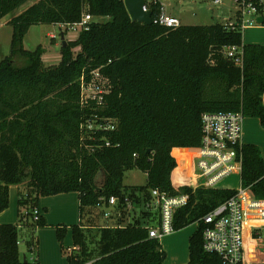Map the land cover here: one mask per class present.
<instances>
[{"label":"trees","instance_id":"16d2710c","mask_svg":"<svg viewBox=\"0 0 264 264\" xmlns=\"http://www.w3.org/2000/svg\"><path fill=\"white\" fill-rule=\"evenodd\" d=\"M27 1L0 0V19ZM160 5H153V15ZM85 13L93 17L89 29L63 44L58 65L43 62L42 46L24 47L32 25L71 24ZM9 24L11 55L0 56V213L9 207L10 185L26 183L37 196L78 192L82 216L86 206L122 198L125 172L138 168L148 176L141 190L190 194L174 216L175 231L198 224L184 264H221L203 248L202 218L236 190L195 188L192 163L204 112L241 111L264 127V44L244 43L243 31L220 23L167 28L133 21L123 0H38ZM233 46L243 48L240 65L224 52ZM17 54L26 64L16 65ZM95 70L109 81L102 104L82 100V78L89 81ZM95 114L114 119L115 128L88 130L83 125ZM243 156L242 185L264 198L259 147L245 143ZM30 199L20 192L18 203L26 206ZM33 217L21 212L18 223L0 224V264L38 263L25 261L19 245L21 227L47 225L44 216ZM56 228L63 245L68 226ZM71 228L78 250L69 253L70 264L164 263L161 241L150 237L148 226L99 228L97 256L86 227ZM35 242L32 237L29 250Z\"/></svg>","mask_w":264,"mask_h":264},{"label":"built area","instance_id":"2783aa9c","mask_svg":"<svg viewBox=\"0 0 264 264\" xmlns=\"http://www.w3.org/2000/svg\"><path fill=\"white\" fill-rule=\"evenodd\" d=\"M212 1L215 5H221L224 0ZM158 2L161 5L155 15L152 14L153 23L167 28L183 25L178 17L168 14L160 0H146L144 10H152L153 5ZM233 4L236 6L235 20L228 19L223 23L226 29L243 31L247 28L264 27V0H233ZM92 19L90 14L85 13L81 21L68 25L74 29L79 26L87 30ZM224 52L237 65L242 64V47H227ZM103 83L107 86H103ZM81 87L83 101L96 100L98 104H102L104 95L109 91V81L100 70H95L89 81L82 78ZM245 118L241 111L202 114V141L193 159L198 169L195 188H218V183L233 173L241 175L242 183ZM83 126L91 131L108 130L115 128V120L95 114ZM105 144L109 145V142ZM151 199L156 201L159 208V225L148 226L149 235L161 241L166 235L175 232V213L188 203L190 194L171 195L159 189H151L148 207ZM129 201L126 196H112L108 202L121 207L129 204ZM33 214L34 220L42 216L39 208ZM202 221L203 248L208 253L217 254L221 264H264V248H260L258 244H264V198L253 196L250 189L242 185L233 196L205 214ZM258 256H261V260H258Z\"/></svg>","mask_w":264,"mask_h":264},{"label":"rangeland","instance_id":"374dc122","mask_svg":"<svg viewBox=\"0 0 264 264\" xmlns=\"http://www.w3.org/2000/svg\"><path fill=\"white\" fill-rule=\"evenodd\" d=\"M38 0H29L24 3L21 7L17 8L15 11L6 15L0 20V56L1 58L11 55V39L13 33V27L9 24V20L24 11L31 4L37 2ZM166 7L168 14L178 17L182 24L184 25H211V24H223L226 23L228 19L232 21L235 20L236 6L233 4V0H224L221 5H215L212 0H160ZM97 21H103L105 18L95 17ZM83 29L81 27L71 28L68 24L64 23H38L32 25L28 32L26 33L24 39V47L26 49L34 50L38 46H42L44 52L42 54L43 62L46 65H58L62 60V46L64 41L70 42L75 41L79 37ZM264 33V29H258L256 27L247 28L243 30V38L246 43H252L255 39ZM54 35L55 37H52ZM64 36V41L62 39ZM77 51V50H76ZM76 55V52L74 53ZM27 60L17 54L15 56V63L18 66L26 64ZM107 86L103 83V86ZM192 171L197 176L198 169L196 168L195 162L192 163ZM105 179L104 173L100 172L97 176V184L102 185ZM148 182L147 173L138 168H134L125 172L124 175V190L123 196L129 198V204L127 203L121 207H115V205H110L109 203H103L98 206H86L83 213V225L86 226L88 241L90 248L94 252V256L98 254V231L99 228L104 226H121V225H141V226H158L159 225V208L156 201L151 199L150 206L148 207L150 200V191L141 190L140 187L146 185ZM23 190L28 191L26 183H23ZM242 186L241 175L237 173L230 174L223 178L217 185L218 188L239 190ZM31 192V191H30ZM27 193V192H26ZM252 194V192H251ZM253 195V194H252ZM42 197V196H39ZM141 198V200H139ZM11 202L9 200V207L12 209V213H19L32 211L33 209L40 207L38 202L37 205L28 204L26 206H20L18 201L10 206ZM8 207V208H9ZM42 215L44 209L41 211ZM110 213V215H107ZM64 225V224H61ZM48 226V225H46ZM42 226V227H46ZM51 227H57V225H49ZM189 230L183 232L182 235L188 234L189 231L194 232L197 230V223H193L187 226ZM28 229V230H27ZM20 230V250H27L28 244L32 237L37 238V229L32 230L27 228ZM166 235L164 239L161 240L162 250L165 251V258L163 264H171L175 259L174 249L179 246H184L185 243L189 244V240H185L184 243H179V241L174 242L172 235ZM58 236V235H57ZM171 236V237H170ZM264 237V233H263ZM28 242V243H27ZM36 243V242H35ZM260 248H264L263 243H258ZM36 244H34L32 253L36 256ZM62 247V252L68 258L69 250L65 248L64 244H60ZM189 250V245H187ZM32 257V256H31ZM37 257V256H36ZM258 260H261V256H258ZM174 264V262H173ZM182 264V263H180Z\"/></svg>","mask_w":264,"mask_h":264},{"label":"crops","instance_id":"0c3cea01","mask_svg":"<svg viewBox=\"0 0 264 264\" xmlns=\"http://www.w3.org/2000/svg\"><path fill=\"white\" fill-rule=\"evenodd\" d=\"M256 28L264 29V27H256ZM244 43L246 42L244 41ZM252 43L264 44V33H262V35H259ZM263 101H264V94H263ZM243 140L244 143L256 144L259 147L261 154L264 158V127L261 125L260 119L258 117L245 118ZM27 190L28 191L23 190L22 184L10 185V202H11L10 206H13L12 205L13 203L19 201L20 192H23L28 196L30 195L31 197L30 203L33 204L32 207L34 205H37L38 202L40 207L37 208H39L41 211L42 208L44 209L45 213H43L42 216L45 217L48 226L38 227L37 229V234H38L37 245H36L37 257L35 256L34 253L31 252L32 250H29L30 246H28L27 250L30 251L31 255L27 253L26 250H22L21 252L22 257L24 258L25 256L31 261L38 260L37 264H70L68 258L66 257V254L64 255V252H62V247L60 245L61 242L59 241L57 236V228L51 227L49 225H54V226L61 224L67 225L68 231L64 238V246L65 248H68L69 253L78 250L75 249V247L77 246L74 245L73 232L71 226L76 224L78 225L84 224L83 223L84 213L81 216V212H80L79 193L74 191V192H64L55 195L39 197L37 196V192L34 189L30 188ZM139 200H141V198ZM35 209H33L32 212ZM12 212L13 211L11 207L2 211L0 213V224L18 223V213H12ZM121 226H125V225H121ZM84 227L86 226L84 225ZM27 228L29 227L28 226L21 227L22 230ZM186 230H189V228L186 227L179 231H175L176 234L170 237L174 239V242L179 241V243H184L185 240L187 239L189 240L191 235L195 232V231L194 232L189 231L188 234L186 233L185 235H182L183 232H185ZM23 232L25 231L23 230ZM187 245L189 244L185 243L184 246H179L178 248L174 249L173 256H175V259L172 261L171 264H173V262L174 264H180V263L184 264L189 261V250Z\"/></svg>","mask_w":264,"mask_h":264},{"label":"water","instance_id":"95a60500","mask_svg":"<svg viewBox=\"0 0 264 264\" xmlns=\"http://www.w3.org/2000/svg\"><path fill=\"white\" fill-rule=\"evenodd\" d=\"M127 11L133 21H138L145 24H152V14L153 11L151 9L144 10V5L146 0H123ZM262 21V18H260ZM63 41L64 36H62ZM64 45H67V42L64 41ZM24 260L26 261V257L24 256Z\"/></svg>","mask_w":264,"mask_h":264}]
</instances>
